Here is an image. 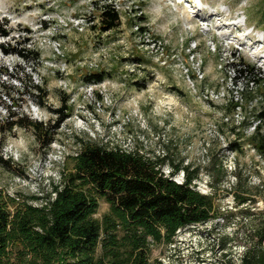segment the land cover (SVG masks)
<instances>
[{"label":"rangeland","instance_id":"obj_1","mask_svg":"<svg viewBox=\"0 0 264 264\" xmlns=\"http://www.w3.org/2000/svg\"><path fill=\"white\" fill-rule=\"evenodd\" d=\"M106 2L119 10L121 24L101 31L98 6ZM262 22L264 0H0V30L8 31H0V42L41 53L33 61L0 51V68L8 69L0 72V157L10 160L0 161V192L21 198L47 193L87 139L168 155L169 164L201 168L194 187L215 192L221 214L180 228L152 258L239 264L264 218V158L244 142L242 152L227 147L237 137L232 124L242 115L251 118L260 101L255 90L257 101H243L230 113L229 102L245 82L234 84L231 64L239 56L264 71ZM101 70L106 76L98 84L84 78ZM37 84L45 93L29 94ZM63 99L71 115L49 148L40 146L31 127H11L14 112L53 121ZM234 195L249 200L237 205ZM107 208L101 200L97 216Z\"/></svg>","mask_w":264,"mask_h":264},{"label":"trees","instance_id":"obj_2","mask_svg":"<svg viewBox=\"0 0 264 264\" xmlns=\"http://www.w3.org/2000/svg\"><path fill=\"white\" fill-rule=\"evenodd\" d=\"M98 8L101 31L121 24L115 5L106 2ZM0 31L8 35L7 30ZM0 51L33 61L41 56L39 50H14L6 42H0ZM232 57L236 59L231 64L234 84L245 82L243 92L229 102L230 113L241 108L243 101L246 106L257 99L255 90L260 101L251 118L242 115V121L232 124L237 137L227 147L242 152L244 142L264 158V71L239 56ZM0 72L6 74L8 69L0 68ZM105 76L101 70L88 72L84 78L98 84ZM37 91L45 93L37 84L31 85L29 94ZM67 104L63 99L54 109L57 117L48 123L14 112L10 125L31 127L40 146L49 148L71 115ZM246 128H252L248 135ZM168 158L87 139L69 155V166L47 193L21 198L0 192V264H163L152 258L155 247L173 243L180 228L209 222L221 214L215 208V192L203 194L194 187L201 168L169 164ZM0 161L8 165L10 160L0 157ZM164 165L171 169L167 174ZM179 172L182 180L174 181ZM233 197L237 205L249 200L244 195ZM101 200L108 208L97 216ZM255 237L256 243L244 249L239 264H264V218L256 225Z\"/></svg>","mask_w":264,"mask_h":264},{"label":"bare ground","instance_id":"obj_3","mask_svg":"<svg viewBox=\"0 0 264 264\" xmlns=\"http://www.w3.org/2000/svg\"><path fill=\"white\" fill-rule=\"evenodd\" d=\"M199 5H200V7H197V10H198V11H201V10H202V9H201V8H202V2H201V1H200V4H199Z\"/></svg>","mask_w":264,"mask_h":264}]
</instances>
